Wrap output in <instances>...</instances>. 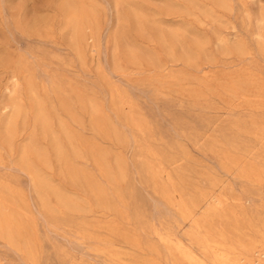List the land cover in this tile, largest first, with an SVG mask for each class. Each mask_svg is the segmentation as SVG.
Wrapping results in <instances>:
<instances>
[{
  "label": "rangeland",
  "instance_id": "374dc122",
  "mask_svg": "<svg viewBox=\"0 0 264 264\" xmlns=\"http://www.w3.org/2000/svg\"><path fill=\"white\" fill-rule=\"evenodd\" d=\"M212 263L264 264V0H0V264Z\"/></svg>",
  "mask_w": 264,
  "mask_h": 264
},
{
  "label": "bare ground",
  "instance_id": "6f19581e",
  "mask_svg": "<svg viewBox=\"0 0 264 264\" xmlns=\"http://www.w3.org/2000/svg\"><path fill=\"white\" fill-rule=\"evenodd\" d=\"M214 259V258H213ZM213 264V263H212Z\"/></svg>",
  "mask_w": 264,
  "mask_h": 264
}]
</instances>
